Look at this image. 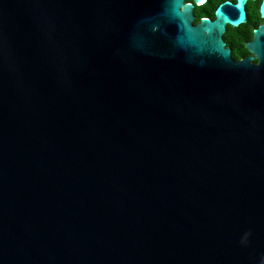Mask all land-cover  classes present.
I'll return each mask as SVG.
<instances>
[{"label":"water","instance_id":"obj_1","mask_svg":"<svg viewBox=\"0 0 264 264\" xmlns=\"http://www.w3.org/2000/svg\"><path fill=\"white\" fill-rule=\"evenodd\" d=\"M192 1L0 0V264H264V24Z\"/></svg>","mask_w":264,"mask_h":264},{"label":"flooded vegetation","instance_id":"obj_2","mask_svg":"<svg viewBox=\"0 0 264 264\" xmlns=\"http://www.w3.org/2000/svg\"><path fill=\"white\" fill-rule=\"evenodd\" d=\"M193 2L192 0H187ZM262 0H249L246 4L247 9V21L236 29H231L232 26L228 25L227 31L224 34V40L226 42V48H231L232 57L236 60L246 59L252 57L251 63L258 64L259 58L256 53L252 52L247 44L254 39V31L264 24V17L260 12V4ZM207 2V1H206ZM223 2V1H222ZM204 3L203 5H205ZM200 5V6H203ZM199 5L194 8L195 16ZM216 10V9H215ZM208 18L215 19V15L207 14ZM204 18V17H203ZM202 18H200L201 20ZM196 20V19H195ZM198 23V22H195Z\"/></svg>","mask_w":264,"mask_h":264},{"label":"trees","instance_id":"obj_3","mask_svg":"<svg viewBox=\"0 0 264 264\" xmlns=\"http://www.w3.org/2000/svg\"><path fill=\"white\" fill-rule=\"evenodd\" d=\"M222 1L224 0H207V2H205L206 3L205 5L199 6L200 8L198 9L195 22H199L200 18L207 17L208 13L214 16L215 9ZM231 29H236V28L231 27Z\"/></svg>","mask_w":264,"mask_h":264}]
</instances>
